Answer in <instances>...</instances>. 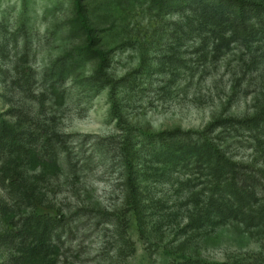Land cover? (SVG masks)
Wrapping results in <instances>:
<instances>
[{
	"label": "rangeland",
	"instance_id": "374dc122",
	"mask_svg": "<svg viewBox=\"0 0 264 264\" xmlns=\"http://www.w3.org/2000/svg\"><path fill=\"white\" fill-rule=\"evenodd\" d=\"M79 1L105 78L77 0H0V264L264 259V230L208 221L227 202L207 156L153 138L202 143L232 119L208 136L264 199V131L238 124L264 112V0L234 38L232 10L210 1ZM56 135L91 165L68 172Z\"/></svg>",
	"mask_w": 264,
	"mask_h": 264
},
{
	"label": "trees",
	"instance_id": "16d2710c",
	"mask_svg": "<svg viewBox=\"0 0 264 264\" xmlns=\"http://www.w3.org/2000/svg\"><path fill=\"white\" fill-rule=\"evenodd\" d=\"M149 1L157 10L164 12L165 10L171 7V3L176 2L175 6L178 8L184 0ZM191 1H194L196 3H204L210 1L215 6H217V9L222 8L223 5H226V7L230 8L232 12L228 15L227 22L229 28L231 27V38H234L236 35H239V32H247V30L249 29V20L247 18V6L251 3L248 0ZM259 7L260 5H255L254 9L257 8L259 10ZM217 9L216 12L218 13L219 11H217ZM220 15V17H223L221 13ZM77 17L88 41L87 50L92 55V57L97 58L99 60L98 75L105 78V73L108 68L107 59L105 58L103 51L99 48H96L98 43L96 42L95 36L93 35L92 28L88 26L87 17L83 13L82 5L79 0H77ZM28 42L31 46V42ZM229 123H232V119L223 120L222 118H220L214 121L212 124L209 125V127L205 131L206 134H202L205 137L202 143L190 141L187 142L184 138L186 134L179 130L175 132L162 133L159 136H153V138H157L160 142H165L166 140H175L176 146L174 147L175 150L172 153L177 156L179 160H186L189 158V156L190 158H195L199 160V158H201V154L207 156L208 164L212 168L213 178L217 181H220L218 185V192H222L221 194L224 195V199L227 202L226 212L222 211L219 208L212 207L213 211L215 210V212H213L212 215L208 218V221H210V223L224 226L231 221H238L244 223L245 226L248 228L264 230V199H259L255 191L245 185V179L241 177L236 162L228 158V156L222 151L220 145L216 142L215 138L208 136V134L212 130H214L215 127L217 128L223 125L225 126ZM238 124L246 125L247 127H250V125H252L255 126V128L257 129L261 128L262 131H264V112L256 115V117L250 120L238 122ZM61 137L63 139L60 140ZM86 137L87 136H84V138ZM53 139H56L57 144L61 145L64 149L67 150L68 172L74 173L75 171H84L88 168L89 164L91 165V163L83 161L81 158L76 157V155L72 153V151H70L69 147L72 146V144L67 143L65 137H63L62 135H56ZM86 143L91 144L93 148L92 141H88ZM94 148L104 149L98 145H96ZM92 150L89 151V154L86 157L87 161L92 160V156L94 155ZM98 155L103 158V155ZM78 160L80 162H78ZM77 165H79V167ZM219 197L220 195L217 196V198ZM182 261V264H264V259L262 258H255V260L252 261L237 260L227 263H211L191 258H183Z\"/></svg>",
	"mask_w": 264,
	"mask_h": 264
}]
</instances>
